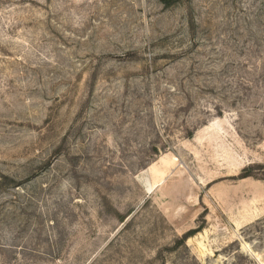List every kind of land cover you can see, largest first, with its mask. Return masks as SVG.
<instances>
[{"label": "rangeland", "instance_id": "rangeland-1", "mask_svg": "<svg viewBox=\"0 0 264 264\" xmlns=\"http://www.w3.org/2000/svg\"><path fill=\"white\" fill-rule=\"evenodd\" d=\"M0 264H264V0H0Z\"/></svg>", "mask_w": 264, "mask_h": 264}, {"label": "trees", "instance_id": "trees-1", "mask_svg": "<svg viewBox=\"0 0 264 264\" xmlns=\"http://www.w3.org/2000/svg\"><path fill=\"white\" fill-rule=\"evenodd\" d=\"M190 236H191L190 233H188L187 235H185L184 238H183V241L185 242Z\"/></svg>", "mask_w": 264, "mask_h": 264}]
</instances>
